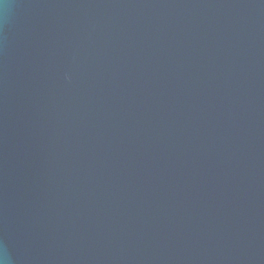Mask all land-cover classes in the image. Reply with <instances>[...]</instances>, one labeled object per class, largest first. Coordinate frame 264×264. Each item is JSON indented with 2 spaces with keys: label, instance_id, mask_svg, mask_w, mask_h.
<instances>
[{
  "label": "water",
  "instance_id": "1",
  "mask_svg": "<svg viewBox=\"0 0 264 264\" xmlns=\"http://www.w3.org/2000/svg\"><path fill=\"white\" fill-rule=\"evenodd\" d=\"M8 264H264V0H0Z\"/></svg>",
  "mask_w": 264,
  "mask_h": 264
},
{
  "label": "clouds",
  "instance_id": "2",
  "mask_svg": "<svg viewBox=\"0 0 264 264\" xmlns=\"http://www.w3.org/2000/svg\"><path fill=\"white\" fill-rule=\"evenodd\" d=\"M0 264H8L7 257L0 253Z\"/></svg>",
  "mask_w": 264,
  "mask_h": 264
}]
</instances>
